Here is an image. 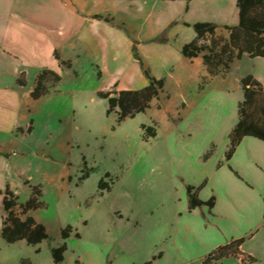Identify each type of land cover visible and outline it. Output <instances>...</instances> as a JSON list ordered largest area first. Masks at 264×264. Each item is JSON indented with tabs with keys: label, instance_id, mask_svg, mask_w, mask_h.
I'll list each match as a JSON object with an SVG mask.
<instances>
[{
	"label": "rangeland",
	"instance_id": "374dc122",
	"mask_svg": "<svg viewBox=\"0 0 264 264\" xmlns=\"http://www.w3.org/2000/svg\"><path fill=\"white\" fill-rule=\"evenodd\" d=\"M186 2L149 0L144 7L150 12V23L122 12L111 25L139 40L176 14L172 5ZM205 4L207 10L209 6L216 9L208 15L197 12L196 18L213 20L220 10L230 25L237 23L236 0ZM189 32L194 37L192 28ZM171 33L188 40L173 25L156 37L168 38ZM226 35L222 28L217 31L219 38ZM150 47L149 43L140 45L143 52ZM93 56L87 50L78 57L72 55L70 68L59 74V86L38 102L28 105L24 100L18 107L7 99L0 101V148L9 154L0 157V191L8 188L18 204H25L37 187L42 206L30 210L28 216L47 232L46 240L35 246L25 241L7 244L0 237V264H54L51 250L63 245L61 264H197L198 259L187 261L195 251L179 249L175 242L182 217L191 212L187 187H193L198 199L205 201L215 190L204 187L209 179L221 187L219 209L229 218L221 231L224 235L233 231L232 236L244 233V239L249 236L247 230H236V224L245 223L239 204L247 196L235 190L238 200L234 202L226 195L236 171L225 160V152L243 98L240 81L250 75L264 89V58L234 59L227 71L215 75L207 72L201 57L187 68L173 63L162 73V91L150 107L117 122L115 114H106V101L97 96L107 86L110 70L104 66L106 73L99 82ZM120 62L123 68L124 53ZM121 74L122 84L137 87L139 82ZM142 126L151 127L154 135ZM208 210L201 206L191 213L201 216ZM14 213L25 218L19 207ZM2 214L0 194V218ZM67 227L71 230L64 239L61 231ZM261 238L246 240L247 250L257 252L255 264L264 263ZM239 258L246 263L245 257Z\"/></svg>",
	"mask_w": 264,
	"mask_h": 264
},
{
	"label": "crops",
	"instance_id": "0c3cea01",
	"mask_svg": "<svg viewBox=\"0 0 264 264\" xmlns=\"http://www.w3.org/2000/svg\"><path fill=\"white\" fill-rule=\"evenodd\" d=\"M208 1L187 0L186 6L184 3L172 5L176 14L165 20L162 28L154 29L151 26L154 30L148 36L140 35L139 40H132L116 27L105 22L104 18L108 17L116 23L118 14L128 12L135 19L150 23V12L144 7L149 4V0H0V101L7 99L16 103L18 107L24 100L28 105L38 102L41 97L34 100L30 96L38 73L43 69H49L61 74L65 69L61 63L70 62L72 55L74 58L78 57L83 50L94 54V62L100 72L99 82L103 81L106 73L104 66L110 70L107 86L100 88L99 91H130L147 86L148 81L143 75L140 62L143 68L148 69L157 79H164L162 73L173 67V63H177L182 68H187L189 64H198L199 61L196 60L198 57L186 60L180 53L181 47L195 37L189 32L191 25L196 22H210L218 26H234L238 23L237 19V23L230 25L226 20L225 12L218 9L213 20L196 18L197 12L208 15L216 9V6H209L207 10L205 3ZM218 8L224 10L222 6ZM218 13L220 16L217 18ZM95 16L101 18H94ZM172 25L175 26L176 32L181 35L184 33V37H188L189 41H181L177 33H171L168 36V43L152 42L161 33V29H170ZM134 43H138L135 48L140 61L133 56ZM142 43H149L151 47L143 52L140 48ZM121 53L125 54L126 60L123 68L120 62ZM121 73L128 74V78L131 76L132 82L134 80L139 82L137 87L122 84L119 78ZM20 77L24 79L25 86L17 83ZM7 79L11 80L8 84L5 82ZM2 155L9 156L0 148V157ZM227 163L236 174L235 181L232 182L233 187L231 191L226 189V195L234 202L238 200L235 190L247 196V199L239 204L243 208L241 211L246 215H244L245 220H242L245 223L244 226L236 224V230L241 232L247 230L250 234L244 236L246 238L239 250L243 257L254 259L245 260V264H255L257 252L247 250L246 240L255 237L259 239L260 235L264 237V142L253 137H244ZM215 183L209 179L204 186L215 188V195L211 193L209 198L205 199L206 201L211 197L215 198L208 214L193 216L191 212L194 210H191L185 214L187 215L185 219L184 216L182 217L179 225V240L175 242L177 248L195 251L187 258L188 262L198 259L197 264H201L204 257L214 249L244 235L236 232L237 234L232 236L233 231L224 235L223 230L221 231L229 218L226 219L225 212L219 209L221 201L218 189L221 187ZM261 240L264 247V239ZM212 264L244 263L240 258L230 257Z\"/></svg>",
	"mask_w": 264,
	"mask_h": 264
},
{
	"label": "trees",
	"instance_id": "16d2710c",
	"mask_svg": "<svg viewBox=\"0 0 264 264\" xmlns=\"http://www.w3.org/2000/svg\"><path fill=\"white\" fill-rule=\"evenodd\" d=\"M238 23L234 26H218L210 22H196L191 25L195 37L189 43L181 47L180 53L186 60L201 57L207 72L215 75L229 69L234 59H241L243 56L250 58H264V0H236ZM94 18H101L95 16ZM104 20L113 24L112 19L105 17ZM222 28L227 32L225 37H217V31ZM156 43H168L164 36L152 40ZM133 56L140 61L135 45H133ZM65 68H70L69 62H62ZM142 72L148 81L147 86L139 90L130 91H97V96L107 103L106 114H115L117 122L126 118H133L136 114L145 112L153 99L158 98L162 91L164 81L151 75L148 69L143 68ZM100 77V72H96ZM61 81V76L49 69L41 70L35 79L34 87L30 93L32 99L37 100L52 89H56ZM243 98L238 103V120L228 135V145L225 152V160L228 161L236 147L244 137H253L264 142V89L259 81L252 76L241 79ZM20 86H25L22 77L17 80ZM147 133L154 135L151 127L142 126ZM2 195V210L0 237L7 244H14L25 241L27 245H38L47 238L45 227L28 216L30 210L42 206L38 201L41 192L37 187L32 188V197L25 204H18L17 197L8 188L0 191ZM188 209L194 210L197 207L208 206L212 208L215 198L207 201L198 199L193 187H187ZM19 207L24 219L16 216L14 208ZM67 227L61 231L65 239L70 233ZM77 236V235H76ZM244 238L231 240L225 245L219 246L207 254L201 264H212L224 259L241 255L240 246ZM65 245L51 250L54 264H61L64 260L63 254ZM245 260H254L245 257ZM147 264H150L148 262Z\"/></svg>",
	"mask_w": 264,
	"mask_h": 264
}]
</instances>
